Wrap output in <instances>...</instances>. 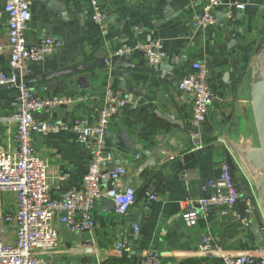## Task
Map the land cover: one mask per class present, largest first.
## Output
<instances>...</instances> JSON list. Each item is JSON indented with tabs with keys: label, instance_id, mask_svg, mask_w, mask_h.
I'll list each match as a JSON object with an SVG mask.
<instances>
[{
	"label": "crops",
	"instance_id": "crops-1",
	"mask_svg": "<svg viewBox=\"0 0 264 264\" xmlns=\"http://www.w3.org/2000/svg\"><path fill=\"white\" fill-rule=\"evenodd\" d=\"M51 1L55 5L31 0L27 43L35 47L40 42L38 36L44 37L47 31L43 25H49L51 36L60 45L44 61L30 63L28 77L76 65L94 68L88 72L91 73L88 81L81 84L84 89L72 78V82L49 91L32 86V92L39 98L76 99L72 105L37 115L39 121L72 126L96 116L108 84L126 96L120 80L111 81L109 64L99 66V63L128 48V55L111 60L151 68L135 49L137 43L160 41L166 53L164 63L183 61L173 65L171 75L177 80L168 86L156 75L144 71L132 72V78L126 81L139 90L146 89V94L141 100L133 97L131 103L127 101L107 132L126 131L141 151L132 148L127 154L112 148L107 140L112 160L104 167L108 170L118 163V167L125 169L126 174L115 189L134 188L135 201L122 216L107 212L101 201L93 209L95 225L84 238L82 233H72L63 227L59 223L61 214H57L53 224L59 232L60 247L55 259L62 264H143L144 253L152 251L161 257L163 264H222L216 254L208 257L199 251L201 238L206 234L223 253L264 254V203L257 189L264 169L255 168L247 159L248 151L259 147L250 105L251 85L257 81H254L257 73L251 71L247 77L245 59L253 48L256 28L264 21V0H250L244 10L235 11L232 20L227 18L229 4L245 0L229 1L215 10L219 13L215 25L197 31L192 28V17L194 8H202L199 1L193 7L186 0H102L107 18L112 17L104 25V31L92 21L90 0H65L63 4ZM4 2L0 0V70L11 74ZM135 27L139 30L135 31ZM193 63L206 67L208 84L215 96L201 129L200 146L191 139L192 97L177 89L179 81L191 73ZM10 102L0 100V115L11 112ZM163 117L176 124L166 122ZM14 131L13 124L0 125V147L13 146ZM32 139L37 156L47 163L51 198L59 201L66 191L79 189L90 161L83 143L70 131L34 134ZM144 153L153 157L155 167L139 171L147 160ZM231 158L236 162L234 165L231 161V165L240 191L237 209L248 226L233 217L221 216L218 209L187 226L181 218L179 201L211 194L221 175V163ZM104 186L109 184L104 182ZM16 206L13 194L3 196L6 213L13 214ZM118 239L125 247L121 254L114 251ZM71 248L83 252L68 253Z\"/></svg>",
	"mask_w": 264,
	"mask_h": 264
},
{
	"label": "built area",
	"instance_id": "built-area-1",
	"mask_svg": "<svg viewBox=\"0 0 264 264\" xmlns=\"http://www.w3.org/2000/svg\"><path fill=\"white\" fill-rule=\"evenodd\" d=\"M102 0H90L92 21L104 31L103 21L107 13L101 5ZM193 7L199 1L202 8H194L192 28L197 31L216 23L215 10L232 0H186ZM244 3L233 1L229 4L227 18L232 20L235 11L244 10ZM31 0H5L4 12L7 20L9 68L11 74L0 70V85L14 83V71H19L21 80L28 77L30 63H40L53 55L59 48V42L53 39L41 40L35 47L27 43L26 34L30 29ZM139 28L135 27V31ZM140 51L151 68L159 67L166 59V53L160 41L137 43ZM130 49L121 50L104 62L109 64L114 57L128 55ZM208 71L201 63H193L191 73L177 84V89L192 97V115L190 120L191 139L200 146L201 129L207 121V114L215 96L208 84ZM18 97L10 102L11 112L0 115V125L13 124V146L9 149L0 147V264H62L55 256L59 253V232L53 221L57 214L59 223L72 233H90L94 227L93 209L102 200L113 203V212L117 216L127 213L135 201V190L127 187L116 190L115 185L126 174L122 167L109 172L103 166L112 160L107 150V130L121 109L127 106L123 92L108 84L102 95V106L96 116L81 120L76 125L64 122L49 123L37 120V115L49 114L66 105H72L76 99L53 96L39 98L20 84ZM62 131L72 132L83 143L90 161L79 189L66 191L61 200L51 198L47 177V163L37 156L33 144V135L57 134ZM139 158L138 156L136 157ZM235 159L221 163V175L215 182L214 191L200 198L189 197L178 203L181 218L187 226L194 225L199 217L212 209H218L221 216L233 217L245 226L248 222L237 209L240 191L233 177ZM235 165V164H234ZM104 182L109 187L104 186ZM251 192H255L251 188ZM257 192V189H256ZM13 194L16 198V210L13 214L3 210V196ZM153 199V197L151 198ZM14 223V240L4 242V223ZM138 233V228L135 227ZM119 238V236H117ZM124 244L118 239L114 245L116 254H121ZM199 251L204 255H217L222 264H264V254L234 255L223 253L215 246L210 235H203ZM68 253L83 252V249L71 248ZM143 264H163L161 257L152 251L143 255Z\"/></svg>",
	"mask_w": 264,
	"mask_h": 264
},
{
	"label": "water",
	"instance_id": "water-1",
	"mask_svg": "<svg viewBox=\"0 0 264 264\" xmlns=\"http://www.w3.org/2000/svg\"><path fill=\"white\" fill-rule=\"evenodd\" d=\"M57 3H64L65 0H55ZM45 2H50L51 4L54 3L51 0H45ZM55 5V4H52ZM219 13H215L216 21L218 20ZM112 17H108L103 21V24H108L110 22ZM47 31L45 33L44 37L38 36V39L41 40H47V39H54L51 36L49 29V25H43ZM38 27L36 28V34H38ZM235 45V43H234ZM179 60H172L169 63H162L161 66L158 68H144V67H137L132 65L131 63L124 62L121 60H111L109 62V75L111 77V81H113L115 78H118L120 80V88L125 90L127 92L126 99L128 103H131L133 100V97H137L139 100L142 99V97L146 94V89L139 90L137 87L127 85L126 81L128 79L132 78V72H147L153 75H156L159 77V79L163 82L164 85H169L177 80V77L175 75H171L173 71V65H178L179 63H182ZM105 62L101 61L99 63V66L104 65ZM93 66H86V65H76L70 68L61 69L58 71H53L51 73H44L38 76L33 77H27L23 80H21L19 71H14V83H9L7 85H0V100H14L18 97V91L20 84L22 83L24 86L28 87L29 90L32 92V86L35 87L36 90L44 89L46 91H49L50 89H53L56 86H61L65 83L69 82H76L80 85L82 89H84L85 86H81V84L84 82H87L89 77L91 76V73H88L91 69H93ZM120 71V72H118ZM226 76V75H225ZM70 78L73 80L71 81ZM86 88V87H85ZM250 105L253 110V116L255 120V126L257 130V136L259 140V147L252 148L248 151L247 159L248 161L257 169H264V71H260L258 73V81L253 83L251 85V92H250ZM163 120H165L168 123H174L176 124V121H172L168 117H163ZM107 140H110V144L112 148L117 149L118 151H124L125 153H130L132 148L137 149L138 151H141L139 146L133 145V141L129 138V135L126 131L119 130L116 134H112L107 132L105 135ZM147 160L142 165V167L139 169V171H142L146 168H153L155 167V162L153 160V157L149 153H144ZM106 163L103 164L105 166ZM119 166L118 163H114L110 168H108L109 172L114 171ZM257 189L262 196V200L264 203V176L261 177L257 182ZM102 204L106 208L105 210L107 212L113 213V203L110 200H102ZM137 228V227H136ZM253 235H257V231H254ZM85 237L84 234L82 236Z\"/></svg>",
	"mask_w": 264,
	"mask_h": 264
},
{
	"label": "rangeland",
	"instance_id": "rangeland-1",
	"mask_svg": "<svg viewBox=\"0 0 264 264\" xmlns=\"http://www.w3.org/2000/svg\"><path fill=\"white\" fill-rule=\"evenodd\" d=\"M256 30L257 31L253 34V48H250L248 55L245 58L247 59V77L250 76L251 71H255L257 74L260 71H264V21L260 25H258ZM257 74L255 75L254 81H258ZM3 225L4 242L10 243L14 240L15 226L12 222L4 223Z\"/></svg>",
	"mask_w": 264,
	"mask_h": 264
}]
</instances>
